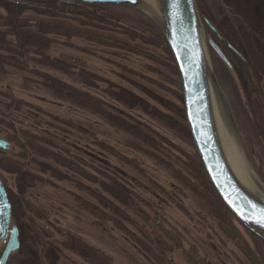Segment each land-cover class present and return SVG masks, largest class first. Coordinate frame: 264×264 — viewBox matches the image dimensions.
Masks as SVG:
<instances>
[{
	"label": "rangeland",
	"instance_id": "rangeland-1",
	"mask_svg": "<svg viewBox=\"0 0 264 264\" xmlns=\"http://www.w3.org/2000/svg\"><path fill=\"white\" fill-rule=\"evenodd\" d=\"M195 1L205 37L210 36L204 21L225 58L208 47L216 96L245 162L264 186V139L255 127L264 117V0ZM128 8L131 11L125 12L150 20L140 9ZM3 12L0 8V21ZM26 17L116 40V47L71 40L74 46L96 48L99 55L58 44L48 50L73 70L97 77L93 85L88 81L80 87L106 102L116 118L72 103L57 95L55 83L43 80L44 75L57 74L79 85L76 76L54 73L49 67L33 74L9 70L0 75V138L8 143L0 149V176L11 202L9 228L16 227L19 242L6 264H189L165 229L177 232L183 248L203 260L200 264H241L242 252L218 229L206 192L194 188L192 178L171 165L173 159L169 162L164 152L153 149L160 139L185 157L196 154L190 136L179 128V102L165 68L144 53L159 50L118 31L98 30L91 20L67 22L34 12ZM19 122L49 141L47 152L56 135L80 159L99 167L104 185L116 178L127 189L130 196L113 199L118 211H104L112 214V221L97 223L84 211L83 201L91 200L88 189L104 199L113 197L106 187L102 190L89 181L82 168L76 172L57 167L52 159H40L9 140V128H17ZM145 126L158 135L150 138L138 130ZM14 161L26 172L16 171ZM233 224L251 245L242 227ZM3 247L0 243V252Z\"/></svg>",
	"mask_w": 264,
	"mask_h": 264
},
{
	"label": "trees",
	"instance_id": "trees-1",
	"mask_svg": "<svg viewBox=\"0 0 264 264\" xmlns=\"http://www.w3.org/2000/svg\"><path fill=\"white\" fill-rule=\"evenodd\" d=\"M0 8L3 9L5 16L4 20L0 21V75H5L9 70L33 74L39 71L40 67H49L54 73H62L65 76H76L79 85L68 83L59 78L57 74H53V76L52 74L44 75L43 80L46 83H55L57 95L72 103L80 105L83 108L92 109L99 116H109L111 114L116 118V114L109 111L106 102L83 91L80 87V85L86 86V82L88 81L91 83L90 85H93L97 77L77 67H74L75 70H73V67L68 66L62 61L55 60L48 54L49 47L52 44H58L63 47L80 50L85 54L99 55L96 48L74 46L71 40L78 38L83 41L109 47H116V40L100 34H88L83 31H75L67 26L30 20L26 15L34 12L48 19L67 22L77 21L82 23L83 21L91 20L96 23L95 25L98 30H102L103 32L107 31L110 34L117 33L118 31L122 36L135 39L140 41L141 44L160 51L157 50L158 53L153 54L146 50L144 53L151 55L152 58L159 59L165 68V72L168 75V82L175 89V95L179 102L178 111L180 115L177 116L179 118V128L189 136L188 127L184 118L181 88L176 68L160 32L152 21L139 15L127 13L125 11H131L128 7L115 4H72L57 0H0ZM204 24L208 35L214 40L215 34L212 28L205 21ZM52 62L53 66H51ZM117 114L120 115L121 112H117ZM118 117L122 118V122L125 121L123 115ZM117 120L120 119L117 118ZM258 120L259 122L256 123L255 127L258 134L264 139V117H259ZM35 130L31 126H27L24 123L20 124L19 122L17 128H9L7 135L14 145L30 151L31 154L38 156L40 159H52L53 164L57 167L67 170L74 169L76 172L82 168L81 171L87 173L86 177L89 181L91 179L102 190L106 187L104 191L112 194V200L104 199L99 193L88 189L87 194L91 200H84L82 207L87 212V215L94 218L97 223H101V221H112L114 219L111 217L112 214H106L104 211L105 209L111 212H114L115 209L118 211L114 203L115 200L113 199H117L122 194L130 196L127 189L125 187L123 188L122 185L119 186L120 182H117L116 178H111L113 180L109 181L110 186L104 185L103 172L99 170V167L95 166L92 162H86L80 159L56 135L53 136V143L50 142L52 146H48L51 150L47 152L45 146L49 141ZM138 130L140 132L143 131L150 138L152 134L155 136L158 135L150 127H147L145 130ZM159 140L153 142V149L164 152L167 160L173 159L174 163L168 160L171 162V165L183 172L188 180L192 178V181H190L194 188L206 192L210 207L212 209L214 208L215 216L216 218L218 217V229L228 239L232 240L237 249L242 252L244 261L241 264H264V241L242 228L250 240L251 245H249L235 228L233 224L235 220L212 189L197 154L185 157L184 154H180L178 151L175 152L168 145L169 142ZM13 163L16 171L26 172V169L21 168V163H16L15 161ZM0 177L4 184L5 179L2 176ZM214 213L212 212L211 214L214 215ZM163 233L168 240L172 241L176 247L182 250L189 264H200L203 261L197 259L196 253L183 248L179 241L180 235L177 232H169L168 229H165Z\"/></svg>",
	"mask_w": 264,
	"mask_h": 264
},
{
	"label": "water",
	"instance_id": "water-1",
	"mask_svg": "<svg viewBox=\"0 0 264 264\" xmlns=\"http://www.w3.org/2000/svg\"><path fill=\"white\" fill-rule=\"evenodd\" d=\"M72 4H115L138 8L141 0H57ZM152 15L146 14L160 32L174 62L180 82L184 118L204 173L233 219L252 235L264 241V223L258 222L264 210V196L237 172L226 153L215 112L218 90L209 48L225 61L219 48L205 37L195 0H152ZM145 13V12H144ZM209 47V48H208ZM8 143L0 138V149ZM2 203L0 239L10 224V207L0 183ZM17 229L9 228L0 264L18 248Z\"/></svg>",
	"mask_w": 264,
	"mask_h": 264
},
{
	"label": "bare ground",
	"instance_id": "bare-ground-1",
	"mask_svg": "<svg viewBox=\"0 0 264 264\" xmlns=\"http://www.w3.org/2000/svg\"><path fill=\"white\" fill-rule=\"evenodd\" d=\"M138 9L145 12L148 15H152L153 1L141 0L138 4ZM215 112L217 116V123L225 147L226 153L237 172L251 184L257 191L264 196V186L257 180L255 174L245 162L243 152L239 143V140L232 129L227 124L224 113L221 109L220 102L216 94H214Z\"/></svg>",
	"mask_w": 264,
	"mask_h": 264
},
{
	"label": "flooded vegetation",
	"instance_id": "flooded-vegetation-1",
	"mask_svg": "<svg viewBox=\"0 0 264 264\" xmlns=\"http://www.w3.org/2000/svg\"><path fill=\"white\" fill-rule=\"evenodd\" d=\"M215 34V33H214ZM213 42H214V44L219 48V50H220V45L218 44V41H216V39H212L211 37H209ZM214 51V50H213ZM215 52V51H214ZM222 53V52H221ZM224 56V55H223ZM0 183H1V185L3 186V188H4V190H5V196H6V199H7V202H8V204H9V207H10V218H11V202H10V199H9V197H8V193H7V191H6V188H5V186H4V184H3V181H2V179H1V177H0ZM2 208V203H1V199H0V214H1V209ZM0 217H1V215H0ZM3 221V220H2ZM2 221L0 220V222L2 223ZM11 228V227H10ZM8 237H9V227L5 230V233H4V235H3V237L0 239V243H3L4 244V247H5V245H6V243H7V240H8ZM17 239H18V230H17ZM18 244H19V242H18ZM19 246V245H18ZM4 247H3V249H4ZM3 249H2V251H3ZM1 251V252H2ZM0 252V253H1Z\"/></svg>",
	"mask_w": 264,
	"mask_h": 264
},
{
	"label": "snow or ice",
	"instance_id": "snow-or-ice-1",
	"mask_svg": "<svg viewBox=\"0 0 264 264\" xmlns=\"http://www.w3.org/2000/svg\"><path fill=\"white\" fill-rule=\"evenodd\" d=\"M258 222H260V223H264V210H261V215H260V217L258 218Z\"/></svg>",
	"mask_w": 264,
	"mask_h": 264
}]
</instances>
